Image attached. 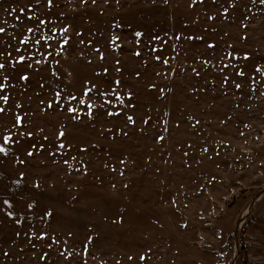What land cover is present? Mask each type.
<instances>
[{
	"label": "rangeland",
	"instance_id": "obj_1",
	"mask_svg": "<svg viewBox=\"0 0 264 264\" xmlns=\"http://www.w3.org/2000/svg\"><path fill=\"white\" fill-rule=\"evenodd\" d=\"M0 28V264H264V0H0Z\"/></svg>",
	"mask_w": 264,
	"mask_h": 264
},
{
	"label": "snow or ice",
	"instance_id": "obj_2",
	"mask_svg": "<svg viewBox=\"0 0 264 264\" xmlns=\"http://www.w3.org/2000/svg\"><path fill=\"white\" fill-rule=\"evenodd\" d=\"M4 31V29L3 28H0V32H3ZM29 31H31V29H29ZM66 31V30H65ZM136 35L137 36H140L141 35V33H136ZM118 39V38H117ZM37 43H39V41H37ZM65 43H67V41H65ZM137 55H139V53H137ZM245 58H247V57H245ZM23 57H20V60L21 61H23ZM157 59H159V57H157ZM2 68H4V65L3 64H0V69H2ZM240 75H243V73H240ZM22 79H24V80H27L28 79V77L27 76H22L21 77ZM117 84H119V81H117L116 82ZM236 87L237 88H240L241 87V85L240 84H237L236 85ZM3 99L5 100V101H7V99H8V97H3ZM49 106H51V105H49ZM91 107V106H90ZM0 111H3L2 109H0ZM70 111H75L74 109H70ZM109 115H113V113H109ZM18 120L20 119L19 117L17 118ZM128 119L131 121L132 120V117L131 116H129L128 117ZM61 136H63V133L61 132V134H60ZM5 139V142H7V140L9 139V137H5L4 138ZM162 139V138H161ZM4 151V149L3 148H0V152H3ZM30 155H31V153H29Z\"/></svg>",
	"mask_w": 264,
	"mask_h": 264
}]
</instances>
